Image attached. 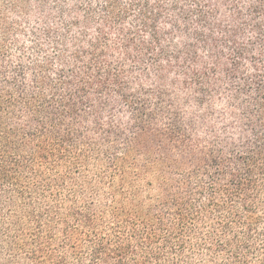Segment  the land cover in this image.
<instances>
[{"label": "trees", "instance_id": "1", "mask_svg": "<svg viewBox=\"0 0 264 264\" xmlns=\"http://www.w3.org/2000/svg\"><path fill=\"white\" fill-rule=\"evenodd\" d=\"M0 264H264V0H0Z\"/></svg>", "mask_w": 264, "mask_h": 264}, {"label": "rangeland", "instance_id": "2", "mask_svg": "<svg viewBox=\"0 0 264 264\" xmlns=\"http://www.w3.org/2000/svg\"><path fill=\"white\" fill-rule=\"evenodd\" d=\"M168 13L164 14L165 16ZM167 20L164 23V30L167 33V37L169 38V40H173L174 42H178L179 41V37H178V33L176 30H174L173 28L170 27V23L168 22V18L166 16ZM225 20H222V22H224ZM182 30H184L185 32H190L191 30H194V25L193 23H190L187 26H181ZM217 30L219 31V28H217ZM214 37L216 39H219V33L215 30L214 32ZM251 33L247 32L245 37H250ZM244 41V39H242ZM204 44H201L200 42L196 44L197 47V54L200 58H202V60H207V57L209 56V51L203 47ZM167 63H170L169 66H166V74H164V79H163V83H164V88L167 91V93L171 96V99L173 100L174 103L177 102V98L180 99V101L177 103L178 105H173L171 107L172 110H177L178 112H180L179 118L180 121L182 122H187L190 119V116L193 115V118H196L195 116H198L199 114H201L203 111H196L194 109L190 108V104L191 102L189 101L190 95H191V91L185 87H183L182 82L184 81V79L186 78V75L181 73V70H183V67L186 66L187 61H185L183 59H180L179 61H173V60H169ZM126 66H132V62L128 61L126 62ZM133 69V68H132ZM188 71V76H190L191 74L189 73L190 70L186 69ZM148 73V77H142L140 78L142 75H137L136 73H128L126 76V80H128L129 82H131V88L132 92L137 94V95H141V96H148V95H152L153 91L154 93H156V85H155V78L153 75H151V70L146 72ZM192 77V76H191ZM160 82H158L159 84ZM225 85L220 83V90L222 91V93L225 91L224 87ZM147 91V94L146 92ZM150 91V92H148ZM145 92V93H144ZM153 96V95H152ZM149 96L148 100L149 101H153V97ZM151 103V102H150ZM216 114L215 117L220 118V120L222 119V116H224L223 113V107L222 104L220 102V98L218 99V103L217 105L214 106ZM121 121L125 122L127 119V116L129 115V109L121 108ZM216 123L218 126V133L215 132V136H222V127L226 122L223 121H219L217 119ZM170 121V118L168 117L167 114L161 115L158 117V119L156 120L155 123L152 124V126H154V128H157L159 130L162 129H167L168 128V123ZM219 124V125H218ZM185 125V124H184ZM207 133H205V129L202 127H199L198 131H196L194 133V135L192 136L193 138L197 137V138H209L207 135Z\"/></svg>", "mask_w": 264, "mask_h": 264}]
</instances>
